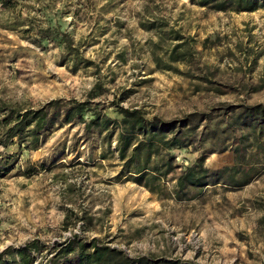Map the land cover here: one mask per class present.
<instances>
[{
  "label": "rangeland",
  "instance_id": "1",
  "mask_svg": "<svg viewBox=\"0 0 264 264\" xmlns=\"http://www.w3.org/2000/svg\"><path fill=\"white\" fill-rule=\"evenodd\" d=\"M2 1L0 103L35 109L89 100L111 119H120L116 106L148 118L187 117L197 137L171 152L176 165L204 154L207 167L226 170L200 195L188 189L178 199L169 180L180 170L164 182V197L117 180L116 156L100 159L98 138L81 140L78 124L50 129L35 150L0 146V254L35 241L34 264H52L54 250L77 236L129 257L264 264V145L255 150L253 134L234 168L235 139L246 130L234 123L238 111L226 114L264 106V9L213 12L189 0ZM45 29L68 34L74 49L41 37ZM177 35L189 54L172 64Z\"/></svg>",
  "mask_w": 264,
  "mask_h": 264
},
{
  "label": "trees",
  "instance_id": "2",
  "mask_svg": "<svg viewBox=\"0 0 264 264\" xmlns=\"http://www.w3.org/2000/svg\"><path fill=\"white\" fill-rule=\"evenodd\" d=\"M193 5L213 12H255L264 9V0H189ZM4 1L0 0V4ZM43 38L53 37L59 40L68 49L73 50L71 37L58 29L40 30ZM179 43L175 44L168 56L170 63L184 62L189 54L184 49L186 42L183 37L176 36ZM157 60V59H156ZM238 111L234 123L237 129L246 130L239 135L237 145L233 149L234 168L241 165V152L254 134L255 150L263 147L261 139L264 135V106H232L228 112ZM116 113L120 119H111L101 111H95L89 100L55 99L46 102L38 108L12 107L0 103V146L6 148L17 144L24 148L35 150L42 142L45 134L52 128L62 126H81L82 139L88 142L93 135L98 138L99 158L105 160L109 156H116L119 162V171L115 179L125 177L126 181L145 188L150 194L164 197L166 195L164 182L170 175L176 174L169 181L175 182V194H185V190H193L194 195H200L203 189L210 184H218L226 169L213 170L205 165L204 154H201L190 166H178L171 155L174 150H185L194 145L197 137L195 126L187 117L172 120H163L153 116L146 117L140 109L123 108L116 106ZM89 114L90 118L85 119ZM206 117L203 116L202 121ZM229 125H227L228 127ZM230 126H232L230 124ZM114 145L112 146V144ZM249 147V145H248ZM240 167V166H239ZM232 168V173L238 169ZM246 176V175H245ZM246 176L241 185L248 184ZM239 186V183H235ZM264 222V217L261 218ZM39 251L37 242H29L24 246L11 250L6 249L0 254V264H34L32 252ZM50 262L52 264H198L193 261L180 259H164L152 257H129L123 251L111 248L92 238L89 241L73 236L63 245L56 248ZM4 254L9 256V262L3 259Z\"/></svg>",
  "mask_w": 264,
  "mask_h": 264
}]
</instances>
